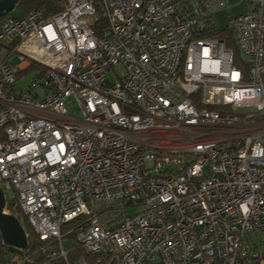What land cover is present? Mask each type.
I'll list each match as a JSON object with an SVG mask.
<instances>
[{
	"label": "built area",
	"instance_id": "1",
	"mask_svg": "<svg viewBox=\"0 0 264 264\" xmlns=\"http://www.w3.org/2000/svg\"><path fill=\"white\" fill-rule=\"evenodd\" d=\"M245 1L237 64L206 36L229 0H66L2 18L0 186L41 241L26 260L263 264L264 0Z\"/></svg>",
	"mask_w": 264,
	"mask_h": 264
},
{
	"label": "trees",
	"instance_id": "2",
	"mask_svg": "<svg viewBox=\"0 0 264 264\" xmlns=\"http://www.w3.org/2000/svg\"><path fill=\"white\" fill-rule=\"evenodd\" d=\"M65 4H66V0H19L16 6L19 14L13 16H23L31 10H41L46 17H51L61 12L64 9ZM208 21L212 26L210 27L206 36L218 38L220 40L225 41L227 48L233 51L236 57L235 63L237 64L239 62L238 58H240L239 57L240 54L230 23L228 24L227 28L221 29L219 28L216 19L213 15L208 16ZM31 70L35 71L37 76L38 75L37 71L41 70V66L38 63L32 61L28 71ZM22 76L23 74H21V77L20 75H18V79L20 80ZM16 203H17V196L14 195L13 198L11 200L9 199L8 201V208L23 223L28 234V246L25 250V256L23 258L22 256L13 253L9 250L8 246L4 244L2 235L0 233V264H33L40 260V257L38 255L34 257L35 262L28 261L26 260V258L28 254L29 256H31L32 252L40 247L41 241L35 234L28 220L24 217L21 209L18 206H16ZM73 225H74L73 222L68 224L65 227L66 229L65 232L68 229H70ZM17 258L19 259V261L16 263ZM95 264L98 263L96 262ZM263 264H264V258H263Z\"/></svg>",
	"mask_w": 264,
	"mask_h": 264
},
{
	"label": "water",
	"instance_id": "3",
	"mask_svg": "<svg viewBox=\"0 0 264 264\" xmlns=\"http://www.w3.org/2000/svg\"><path fill=\"white\" fill-rule=\"evenodd\" d=\"M19 0L0 1V19L10 14ZM0 233L9 250L24 258L28 246V234L20 219L7 211V197L0 186Z\"/></svg>",
	"mask_w": 264,
	"mask_h": 264
},
{
	"label": "rangeland",
	"instance_id": "4",
	"mask_svg": "<svg viewBox=\"0 0 264 264\" xmlns=\"http://www.w3.org/2000/svg\"><path fill=\"white\" fill-rule=\"evenodd\" d=\"M229 1H230L229 8L227 10H221V11L217 12L215 15L217 24H218L219 28H221V29L227 28L228 24L230 23V19L232 17L236 16L237 14L241 13L239 9H242L246 5L245 0H237L234 2H232L231 0H229ZM16 14H19V12H18L17 8L15 7V9L9 14V16H13ZM95 18H96V16H93L91 19L94 20ZM18 62H19V58H16L14 60V64H17ZM118 71L122 72V69L118 68ZM20 77H21V74H20ZM35 77H36L35 71H32V70L28 71L19 80L18 85L23 86V87H27L33 83ZM107 77H108L109 82H114L117 78V76L115 75V73L113 71L109 72ZM67 107H68V111L70 114L75 115V116H79V104H78L76 99H74V98L70 99L68 101ZM7 196H8V199H10V200L13 198V194H11V193H8ZM17 259H16V263L19 261V259L18 260Z\"/></svg>",
	"mask_w": 264,
	"mask_h": 264
},
{
	"label": "crops",
	"instance_id": "5",
	"mask_svg": "<svg viewBox=\"0 0 264 264\" xmlns=\"http://www.w3.org/2000/svg\"><path fill=\"white\" fill-rule=\"evenodd\" d=\"M1 1V0H0ZM232 2H234V1H237V0H231ZM229 4H230V1H229ZM245 6L242 8V9H239L240 10V12L241 13H243V11L245 12L246 10H247V8H248V5H247V3L245 2ZM240 14V13H239ZM9 15V14H8ZM238 15V14H237ZM7 16V15H6ZM4 18V17H3ZM1 20H2V18L0 19V29H1ZM28 71V70H27ZM27 71H24L22 74L24 75L25 73H27ZM5 194H6V197H7V211H9V208H8V201H9V199H8V196H7V194L8 193H6L5 192ZM13 213V212H12ZM23 224V223H22ZM24 226V225H23Z\"/></svg>",
	"mask_w": 264,
	"mask_h": 264
}]
</instances>
